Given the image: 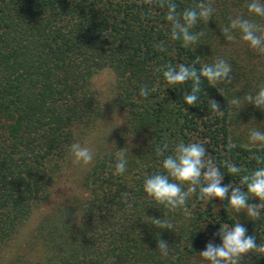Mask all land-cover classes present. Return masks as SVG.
Returning <instances> with one entry per match:
<instances>
[{"label": "trees", "instance_id": "1", "mask_svg": "<svg viewBox=\"0 0 264 264\" xmlns=\"http://www.w3.org/2000/svg\"><path fill=\"white\" fill-rule=\"evenodd\" d=\"M102 70L123 128L39 221L37 264H264V0H0V256L100 118Z\"/></svg>", "mask_w": 264, "mask_h": 264}, {"label": "rangeland", "instance_id": "2", "mask_svg": "<svg viewBox=\"0 0 264 264\" xmlns=\"http://www.w3.org/2000/svg\"><path fill=\"white\" fill-rule=\"evenodd\" d=\"M91 89L102 108V114L93 126L75 129L74 145L60 174L46 197L35 206L30 217L17 232L10 246L0 256V264H9L16 255H25L32 264L42 257L33 234L39 221L54 209L67 204L74 197H82L81 180L95 158L114 145L124 125V112L115 105V76L102 70L91 82Z\"/></svg>", "mask_w": 264, "mask_h": 264}]
</instances>
